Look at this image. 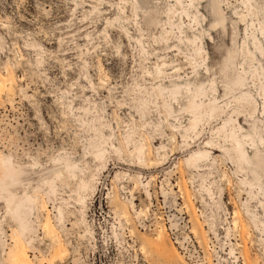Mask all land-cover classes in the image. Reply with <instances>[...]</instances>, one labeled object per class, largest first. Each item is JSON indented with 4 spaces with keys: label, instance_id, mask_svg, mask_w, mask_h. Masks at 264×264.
<instances>
[{
    "label": "rangeland",
    "instance_id": "rangeland-1",
    "mask_svg": "<svg viewBox=\"0 0 264 264\" xmlns=\"http://www.w3.org/2000/svg\"><path fill=\"white\" fill-rule=\"evenodd\" d=\"M0 81V264H264V0H0Z\"/></svg>",
    "mask_w": 264,
    "mask_h": 264
},
{
    "label": "bare ground",
    "instance_id": "bare-ground-1",
    "mask_svg": "<svg viewBox=\"0 0 264 264\" xmlns=\"http://www.w3.org/2000/svg\"><path fill=\"white\" fill-rule=\"evenodd\" d=\"M215 1V0H214ZM213 2V1H212ZM214 5V4H213ZM219 6V5H218ZM220 7V6H219ZM221 8V7H220ZM215 10H216V8H215ZM220 12H221V10H220ZM218 13H219V10H218ZM222 14V13H221ZM222 20V17L220 18V21ZM219 21V22H220ZM217 23H218V21H214V22H212V24H211V26H216L217 25ZM3 87V83L0 81V88H2ZM9 88V87H8ZM10 89V88H9ZM7 91H8V89H7ZM8 92H10V91H8ZM7 92V93H8ZM185 101V100H184ZM199 106H201V104H199V103H196L194 106H192V108H198ZM189 108H191V101L190 100H188L187 101V103H186V105H185V107H184V109L185 110H187V109H189ZM212 110H215V106L214 107H210V111H212ZM199 120H200V114L198 115V114H195L194 115V117L193 118H191L190 120H189V123L192 125V127L193 128H196L197 127V125H198V123H199ZM197 129V128H196ZM197 131V130H196ZM229 137H230V139H232L235 143H236V148L237 149H239V151H240V154H242V155H244V152L241 150V147H242V142H241V139L238 137V136H236V135H234V134H232V133H230L229 134ZM140 144V145H139ZM128 148H129V146H128ZM133 148V149H132ZM131 149V151L132 152H136L135 154H137V158L139 159V160H141V159H143V150H142V146H141V143H139L138 142V144H134L133 145V147H132ZM130 150V149H129ZM128 150V151H129ZM157 150V149H156ZM158 151V150H157ZM159 152V151H158ZM196 152V151H195ZM194 152V153H195ZM208 151L206 152V151H200V152H196L194 155H190V158H188L187 159V161L186 162H188V163H191V162H193L194 160L195 161H197V159H200L201 157H205V156H207L208 157ZM249 153L247 152V153H245V158H246V160H247V162H248V160H250V158H249ZM162 158V157H161ZM144 162V161H143ZM150 162V161H149ZM141 163V162H140ZM151 164V163H150ZM263 182V181H262ZM263 195H264V191H263ZM20 222H21V220H20ZM47 224H45L44 225V228L45 229H47ZM23 230V229H22ZM48 230V229H47ZM46 230V231H47ZM53 236H55V235H53ZM160 236V235H159ZM56 237V236H55ZM57 239V238H56ZM56 242V241H55ZM16 243V242H15ZM13 262L14 263H16V264H27V263H25L23 260H21L20 259V257H18V256H14L13 257Z\"/></svg>",
    "mask_w": 264,
    "mask_h": 264
}]
</instances>
